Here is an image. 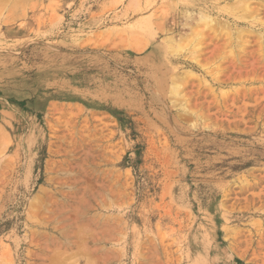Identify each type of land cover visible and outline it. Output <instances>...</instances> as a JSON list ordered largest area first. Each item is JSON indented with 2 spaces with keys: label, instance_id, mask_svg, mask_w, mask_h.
<instances>
[{
  "label": "rangeland",
  "instance_id": "374dc122",
  "mask_svg": "<svg viewBox=\"0 0 264 264\" xmlns=\"http://www.w3.org/2000/svg\"><path fill=\"white\" fill-rule=\"evenodd\" d=\"M66 263L264 264V0H0V264Z\"/></svg>",
  "mask_w": 264,
  "mask_h": 264
},
{
  "label": "bare ground",
  "instance_id": "6f19581e",
  "mask_svg": "<svg viewBox=\"0 0 264 264\" xmlns=\"http://www.w3.org/2000/svg\"><path fill=\"white\" fill-rule=\"evenodd\" d=\"M240 8H241V7H240ZM191 13H192V12H191ZM199 16H200V15H199ZM189 17H190V16H189ZM201 17H202L201 19H203V20H208V16H207V14H205V15H204V14L201 15ZM210 17H211V16H210ZM210 17H209V18H210ZM193 19H194V18H193ZM210 19H211V18H210ZM209 23H210V22H209ZM211 23H212V21H211ZM211 23H210V25H211ZM198 34H199V33H198ZM198 36H200V35H198ZM198 36H197V38H198ZM173 44H174V42H173V41H170V46H171V47L173 46ZM176 44H178V43H176ZM176 44H175V45H176ZM178 46H179V44H178ZM173 47H174V46H173ZM174 48H175V47H174ZM174 48H173V49H174ZM176 48H177V47H176ZM171 50H172V49H171ZM173 91H174V93H176V94L178 93V90L176 89V87H174V90H173ZM66 252H67V251H66ZM75 255H76V254H75ZM67 256H68V255H67ZM71 257H72V256H71ZM104 257H105V256H104ZM62 258H63V257H62ZM63 260H64V259H62V261H63ZM66 264H67V263H66Z\"/></svg>",
  "mask_w": 264,
  "mask_h": 264
}]
</instances>
